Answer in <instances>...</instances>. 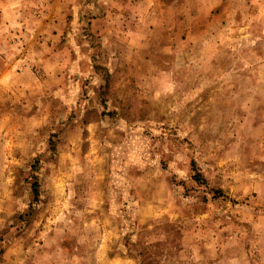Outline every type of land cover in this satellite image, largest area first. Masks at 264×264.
Returning <instances> with one entry per match:
<instances>
[{
    "label": "clouds",
    "instance_id": "clouds-1",
    "mask_svg": "<svg viewBox=\"0 0 264 264\" xmlns=\"http://www.w3.org/2000/svg\"><path fill=\"white\" fill-rule=\"evenodd\" d=\"M0 264H264V0H0Z\"/></svg>",
    "mask_w": 264,
    "mask_h": 264
}]
</instances>
